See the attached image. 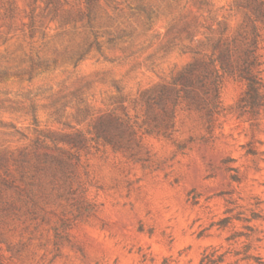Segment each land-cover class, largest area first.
Here are the masks:
<instances>
[{"label": "rangeland", "instance_id": "obj_1", "mask_svg": "<svg viewBox=\"0 0 264 264\" xmlns=\"http://www.w3.org/2000/svg\"><path fill=\"white\" fill-rule=\"evenodd\" d=\"M247 4L0 0V264H264Z\"/></svg>", "mask_w": 264, "mask_h": 264}, {"label": "trees", "instance_id": "obj_2", "mask_svg": "<svg viewBox=\"0 0 264 264\" xmlns=\"http://www.w3.org/2000/svg\"><path fill=\"white\" fill-rule=\"evenodd\" d=\"M247 6L250 7L253 10V16H251V17H253V21L255 23H257L258 21L264 23V0H248ZM254 30L256 31V26L254 27ZM251 45H254V44H251ZM254 51H255L254 48H250L247 52H248V54H250V53H252ZM244 63L246 64L247 60H245ZM221 64H222V67L224 69H226L227 64L223 60H221ZM242 75H243L244 78H246L250 82L254 81V78L252 76H250V74L247 72V70L242 69ZM203 80H204V77H201L197 81L198 82H202ZM191 83H192V80L190 81V84Z\"/></svg>", "mask_w": 264, "mask_h": 264}]
</instances>
